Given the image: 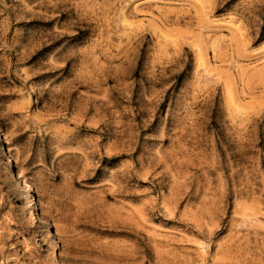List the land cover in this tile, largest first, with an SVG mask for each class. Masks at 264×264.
<instances>
[{
    "label": "rangeland",
    "instance_id": "rangeland-1",
    "mask_svg": "<svg viewBox=\"0 0 264 264\" xmlns=\"http://www.w3.org/2000/svg\"><path fill=\"white\" fill-rule=\"evenodd\" d=\"M0 264H264V0H0Z\"/></svg>",
    "mask_w": 264,
    "mask_h": 264
},
{
    "label": "bare ground",
    "instance_id": "bare-ground-1",
    "mask_svg": "<svg viewBox=\"0 0 264 264\" xmlns=\"http://www.w3.org/2000/svg\"><path fill=\"white\" fill-rule=\"evenodd\" d=\"M32 205V204H31ZM35 205V204H34ZM32 212V211H31Z\"/></svg>",
    "mask_w": 264,
    "mask_h": 264
}]
</instances>
